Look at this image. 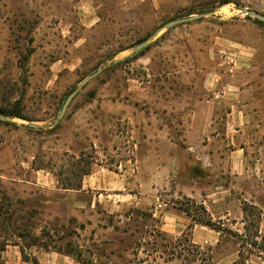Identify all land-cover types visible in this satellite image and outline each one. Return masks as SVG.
Returning <instances> with one entry per match:
<instances>
[{
  "label": "rangeland",
  "instance_id": "1",
  "mask_svg": "<svg viewBox=\"0 0 264 264\" xmlns=\"http://www.w3.org/2000/svg\"><path fill=\"white\" fill-rule=\"evenodd\" d=\"M245 9L264 0H0V221L29 219L0 228V264H264V23ZM96 172L126 198L82 190ZM157 199L212 218L210 244L192 219L166 236Z\"/></svg>",
  "mask_w": 264,
  "mask_h": 264
},
{
  "label": "crops",
  "instance_id": "2",
  "mask_svg": "<svg viewBox=\"0 0 264 264\" xmlns=\"http://www.w3.org/2000/svg\"><path fill=\"white\" fill-rule=\"evenodd\" d=\"M108 176V175H107ZM109 176L106 177V175H101L100 172L93 173L92 175L88 176V179L83 181L82 184V190H87L88 192H92L95 195H108V197L112 194H110V191L115 190L117 193H119V196L123 198V200L126 198L124 196V193L121 192V187H124V185L119 187H114L113 183L114 181H110ZM81 190V189H80ZM183 196L186 198H189L191 200H196L203 204L207 210L210 211V201L208 199H204L202 194L199 196L196 193L190 192V191H183ZM207 198L210 197L209 195L206 196ZM154 199V197H153ZM123 202L121 200H118V202ZM157 203H160V200L157 199ZM121 207H123L122 203ZM126 202H129L128 199ZM152 200V205H154V212L157 215H160V228L162 232L172 238V239H178V237H181L184 232L187 230V228L190 226V219L184 212L178 213L175 212L174 209L172 210H160L163 208V205L157 204ZM129 204V203H127ZM119 206V205H118ZM154 214V215H156ZM214 216V215H213ZM211 233H213L212 229H208L206 226H202L199 224H194L193 228V242L194 244H199V245H205V244H210L209 239L211 236ZM17 256L15 257L16 260L14 259H9L7 264H26L21 261V255L17 252H14ZM33 256L37 258L39 264H77L74 259L72 258L71 255H63V254H58L53 251H35L33 253ZM16 261V262H15ZM18 261V262H17ZM236 259H234L232 262H235ZM247 264H256L254 261H248Z\"/></svg>",
  "mask_w": 264,
  "mask_h": 264
},
{
  "label": "water",
  "instance_id": "3",
  "mask_svg": "<svg viewBox=\"0 0 264 264\" xmlns=\"http://www.w3.org/2000/svg\"><path fill=\"white\" fill-rule=\"evenodd\" d=\"M245 14L253 17L254 19L258 20L259 22H262L264 23V15L257 12V11H250V10H247L245 9ZM201 16H193V17H188V18H184V19H181V20H175V21H171L169 23H167L163 28H161L159 31H161L162 29L164 28H171V27H174L178 24H183V23H187V22H192L194 20H197L199 19ZM159 32H156L154 34L157 35ZM150 40H147L146 42H144L143 44L137 46L134 50L135 51H140L142 49H144L145 47L148 46ZM99 75V72H96V73H93L92 75H90L89 77H87L84 81H82L80 83V85L78 86V88L76 89V91L72 92L68 98L65 100V102L63 103V106H62V109L61 111L59 112V115H58V120H60L64 115L65 113L67 112L68 110V107L70 105V103L73 101V99L76 97V95L79 93V91L85 86L87 85L94 77L98 76ZM0 120L1 121H7L6 118L0 116ZM32 127L34 125H31Z\"/></svg>",
  "mask_w": 264,
  "mask_h": 264
},
{
  "label": "trees",
  "instance_id": "4",
  "mask_svg": "<svg viewBox=\"0 0 264 264\" xmlns=\"http://www.w3.org/2000/svg\"><path fill=\"white\" fill-rule=\"evenodd\" d=\"M7 114V113H6ZM15 113H13L14 115ZM18 116V115H16ZM189 201L191 202V199H189ZM193 202V201H192ZM194 204V206H196L197 204L194 202L192 203ZM4 207V206H3ZM2 207V208H3ZM12 207V208H10ZM197 209H200L202 212L206 213V208L204 207V205H199V206H196ZM183 210V209H182ZM183 212L189 217L192 219V221H194V223L196 224H199V225H202V226H206V227H209L210 229L212 230H215V231H218L219 229L216 227L215 228V225L213 223V220L212 218H209V219H205V218H201L200 220L199 219H194V217L191 215L190 213V209L189 208H186L183 210ZM7 215H9V219L8 221L4 222V221H0V228L5 226L6 228L8 227V229L11 230V233H13V230L15 229H21V227H23L22 224H27L29 222V219H25L24 217L23 218H20L19 217V220L17 219V210L13 209V205L9 206V209L6 213ZM4 223H6L5 225H3ZM193 227V224L189 226V228L191 229ZM15 236H18L19 238H21L22 236L21 235H15ZM6 246V245H5ZM5 251V247L2 246L0 247V258H1V254L2 252Z\"/></svg>",
  "mask_w": 264,
  "mask_h": 264
}]
</instances>
